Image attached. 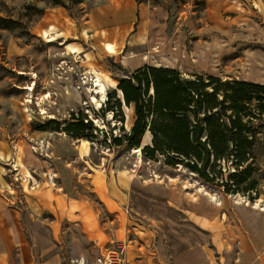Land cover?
<instances>
[{"label":"rangeland","instance_id":"rangeland-1","mask_svg":"<svg viewBox=\"0 0 264 264\" xmlns=\"http://www.w3.org/2000/svg\"><path fill=\"white\" fill-rule=\"evenodd\" d=\"M139 1L143 2L138 7L139 23L146 31L142 42H150L142 60L143 51L135 55L127 46L114 58L103 49L96 51V55H88L92 62L85 64V55L77 54V42L86 40L77 37V29L95 10L114 3L128 6L133 0H0V141L11 146L10 163L21 167L18 161L31 152L37 156L38 167L55 170L54 166L72 162L71 150L77 151V199L93 202L91 173L100 171L96 182L105 185V172L110 171L112 193L120 194L118 176L128 195L121 216L129 218L132 228L153 237L156 234L157 241H169L171 237L180 245L181 239L190 236V229L194 231V244L202 238L197 236V227H185L184 217L191 208L188 201L207 204L211 216L235 209L246 221L260 223L264 216L260 211L264 210V129L255 149L259 191L258 195L251 194V200L248 194H226L223 188L205 183L185 163L168 165L167 155L149 159L142 148L135 154V148L130 149L126 143L113 145L112 136L130 132L134 111L124 106L122 123L120 117L113 120L112 113L104 115L101 108L105 109L108 95L115 97L117 80L148 63L146 52H150L149 63L177 68L184 79L191 78L190 74L214 75L223 81L264 85V0ZM87 47L92 48L91 41ZM125 58L130 65L122 60ZM91 74L107 87L101 108L91 102V97L97 96V79ZM73 115L98 127L94 142L75 139L63 131L68 123H75ZM55 123L59 131L53 130ZM257 202L260 208L254 209ZM15 208L21 216L0 218V264H31L33 256L38 257L47 248V233L40 230V222L25 215L29 212L25 200L19 198ZM116 230V225L107 229L114 240ZM98 248L97 243L86 244L83 234L78 233L77 257L65 246L61 250L62 264L94 259L102 253ZM50 253L54 255L55 251Z\"/></svg>","mask_w":264,"mask_h":264},{"label":"crops","instance_id":"crops-1","mask_svg":"<svg viewBox=\"0 0 264 264\" xmlns=\"http://www.w3.org/2000/svg\"><path fill=\"white\" fill-rule=\"evenodd\" d=\"M142 4L137 0H133L128 6L126 3H120L119 6L114 3L90 14L83 27L77 29V37L86 40L85 43L77 42V54L85 55V64L92 62L88 60V55H96V51L103 49L110 54V58H114L127 46L134 54L143 51L140 54L142 60L145 48L150 46V42H142L146 33L144 24L139 23L138 7ZM82 32L86 38L82 36ZM89 41L92 48L88 49ZM85 48L88 49L87 52L82 51ZM146 53H149L148 63H142L137 69L146 65L160 66L149 63L150 52ZM122 60L130 65L128 58ZM141 60L138 62H142ZM166 66L162 67L169 68ZM124 78L116 81L114 91ZM119 98L123 101L122 96L119 95ZM129 108L134 111L133 105ZM134 122L135 111L131 128ZM151 140V134L147 132L142 146L150 145ZM71 153L72 162L68 160L64 167L54 166L55 170L51 166L38 167L35 159L37 156L31 152L24 158L22 156V160L20 157V167L10 163V144L0 141V218L8 216L15 219L17 214L21 216L15 208V203L20 198L26 201L29 208L25 215L35 219L36 223L40 222V230L47 233V248H43L38 257L33 256L31 264H62L64 254L61 250L65 246L77 257L78 233L83 234L86 244L97 243L102 253L113 254L116 264H264V216L257 224L246 221L241 211L235 209L225 211L218 217L217 214L211 216L207 204L188 201L191 208L184 217L185 227H197V236L201 235L202 238L194 244V231L190 229V236L181 239L180 245L175 244L171 237L169 241H157L156 234L153 237L147 231L132 228L129 218L121 216L120 210L126 204L128 195L123 191L125 187H121L118 176L115 178L120 194L112 193L110 171L105 172V185L96 182L97 172L100 171L91 173L95 197L93 202L77 199V151L71 150ZM101 214L107 217H104L106 221ZM111 225L117 226L115 240L107 232ZM88 249L95 251L89 247ZM51 250L55 251L54 255H51Z\"/></svg>","mask_w":264,"mask_h":264},{"label":"trees","instance_id":"trees-1","mask_svg":"<svg viewBox=\"0 0 264 264\" xmlns=\"http://www.w3.org/2000/svg\"><path fill=\"white\" fill-rule=\"evenodd\" d=\"M181 74L146 65L120 80L115 97L108 95L101 111L123 123V107L133 105L135 122L127 134L111 137L113 145L142 148L149 159L167 155L168 165L185 163L205 183L253 200L260 185L255 149L264 129V85L195 74L184 79ZM72 119L75 123L63 131L75 139H97L99 129L91 121ZM147 132L151 144L143 147Z\"/></svg>","mask_w":264,"mask_h":264},{"label":"bare ground","instance_id":"bare-ground-1","mask_svg":"<svg viewBox=\"0 0 264 264\" xmlns=\"http://www.w3.org/2000/svg\"><path fill=\"white\" fill-rule=\"evenodd\" d=\"M94 87H95V93L97 96L91 97V102L94 103L98 108H101L107 97V87L99 78L95 81ZM140 152H141L140 148H135L133 150V153L135 154L140 153ZM257 208H260L259 202H257L254 206V209H257ZM260 211H264V210L260 208Z\"/></svg>","mask_w":264,"mask_h":264},{"label":"built area","instance_id":"built-area-1","mask_svg":"<svg viewBox=\"0 0 264 264\" xmlns=\"http://www.w3.org/2000/svg\"><path fill=\"white\" fill-rule=\"evenodd\" d=\"M91 75L94 77L95 80L97 79V77L94 74H91ZM84 76L86 75H83L82 77ZM110 143H112V141ZM81 259L82 258H80V260ZM77 263L78 264H83V263L85 264H116V258L110 252H103V253H100V255L96 256L94 259L83 258L82 261H77Z\"/></svg>","mask_w":264,"mask_h":264}]
</instances>
